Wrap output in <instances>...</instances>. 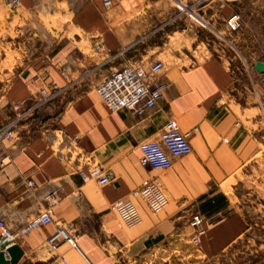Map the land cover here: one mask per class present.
<instances>
[{"label": "crops", "instance_id": "crops-1", "mask_svg": "<svg viewBox=\"0 0 264 264\" xmlns=\"http://www.w3.org/2000/svg\"><path fill=\"white\" fill-rule=\"evenodd\" d=\"M190 1L112 0L105 6L102 0H18L11 8L0 0V52L19 55L0 69V125L31 108L41 88L60 90L19 120L11 138L0 139V221L16 231L46 209L49 193L57 195L52 221L17 239L23 253L9 264L60 257L114 264L121 250L135 256L181 214L217 209L214 194L222 196L223 185L253 159L258 135L264 136V83L254 65L264 61V0L207 1L200 8L206 25L178 8ZM233 12L241 20L231 43L225 40L231 54L189 62L193 45L210 51L201 33L227 34L225 19ZM99 42L107 52L95 50ZM157 61L162 68L151 83L164 89L156 104L143 115L108 110L96 91L102 79L116 68ZM169 119L189 131L192 151L171 156L167 169L142 165L139 143L158 138ZM94 165L109 182L81 179L78 171ZM151 180L168 197L156 213L132 195ZM118 199L134 202L138 224L123 225L112 208ZM214 211L212 217L201 213L197 227L204 229L198 241L208 252L245 227L240 213ZM59 228L72 241L61 239L52 248L48 239Z\"/></svg>", "mask_w": 264, "mask_h": 264}, {"label": "built area", "instance_id": "built-area-1", "mask_svg": "<svg viewBox=\"0 0 264 264\" xmlns=\"http://www.w3.org/2000/svg\"><path fill=\"white\" fill-rule=\"evenodd\" d=\"M210 0H191L181 2L178 8L185 12L189 17L194 18L201 25H206L205 19L200 13L202 4ZM105 6H110L112 0H102ZM18 0H7L6 5L13 8ZM240 15L236 12L231 13L225 19L227 34L218 33L220 37L231 43L229 34L237 31L240 27ZM96 51L107 52L103 42L94 45ZM118 52L109 54V58H114ZM162 68V62L157 61L147 68L123 66L113 69L97 85L96 91L111 112L122 109L131 110L137 115H143L147 108L153 107L157 100L162 96L164 86L162 84L153 85L152 77ZM64 73V72H62ZM259 79L264 83V71L259 72ZM60 93L58 87L47 90L41 88L38 97L31 108L21 111L19 115L0 125V139L11 138L14 133L16 123L26 116L32 109L49 102ZM18 107V105H16ZM196 129V128H195ZM189 131L182 132L175 119H169L163 126L158 138L143 140L139 143L141 151L139 161L142 165L150 166L155 169H167L171 166V156H183L192 151L188 140ZM79 176L83 181L94 179L99 184L110 181V177L99 165H94L86 170H79ZM32 184V181H29ZM134 197H140L148 208L156 213L164 209L168 204V197L159 182L151 180L132 191ZM48 206L44 211L26 221L18 230L11 231L2 221H0V250L3 251L7 246L16 243V240L25 236L33 228L50 223L52 221L53 205L57 201L55 191L49 193ZM121 220L127 226H134L141 221V214L130 199H118L112 205ZM203 215L195 213L191 217V225L199 227L203 222ZM61 239L72 241L64 229H57L48 239L52 248H55ZM198 240V237H196ZM64 264H68L65 262Z\"/></svg>", "mask_w": 264, "mask_h": 264}, {"label": "rangeland", "instance_id": "rangeland-1", "mask_svg": "<svg viewBox=\"0 0 264 264\" xmlns=\"http://www.w3.org/2000/svg\"><path fill=\"white\" fill-rule=\"evenodd\" d=\"M191 19L199 23L194 18ZM202 35L208 40L210 51L205 47L193 45L196 51H192L189 62L202 60L210 54L224 53L226 56L231 54L225 48V40L222 37L212 33L206 35L201 33V37ZM20 41L22 42V39ZM15 57H19L18 53L1 51L0 69L10 67L15 63ZM258 138L259 146L253 159L242 167L227 185H223L222 196L214 194V205L217 209H213V205H208L200 212L193 210L181 214L172 229L163 230L164 233L154 232V237L141 253L134 256L129 251L116 252L114 264H264V136L259 134ZM218 208L221 210L219 214L223 216L235 211L240 213L245 220V227L219 250L208 252L204 244L196 240L204 229L202 227L199 230L192 226L191 217L195 213L212 217L214 210ZM123 225L128 227L125 223ZM65 262L72 264L61 257L39 264Z\"/></svg>", "mask_w": 264, "mask_h": 264}, {"label": "water", "instance_id": "water-1", "mask_svg": "<svg viewBox=\"0 0 264 264\" xmlns=\"http://www.w3.org/2000/svg\"><path fill=\"white\" fill-rule=\"evenodd\" d=\"M255 68L258 71H264V61L258 60L255 62ZM23 250L18 243H12L3 251L0 250V264H9L17 262L22 256ZM7 254V256H5Z\"/></svg>", "mask_w": 264, "mask_h": 264}]
</instances>
